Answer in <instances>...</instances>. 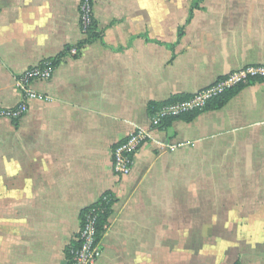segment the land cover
I'll return each instance as SVG.
<instances>
[{"label": "crops", "instance_id": "0c3cea01", "mask_svg": "<svg viewBox=\"0 0 264 264\" xmlns=\"http://www.w3.org/2000/svg\"><path fill=\"white\" fill-rule=\"evenodd\" d=\"M80 2L0 0V109L22 71L58 59L31 84L42 98L0 117V264H64L107 191L95 264H264V82L163 128L147 109L264 66V0H91L99 37L77 47ZM137 128L150 139L117 181L111 148Z\"/></svg>", "mask_w": 264, "mask_h": 264}, {"label": "built area", "instance_id": "2783aa9c", "mask_svg": "<svg viewBox=\"0 0 264 264\" xmlns=\"http://www.w3.org/2000/svg\"><path fill=\"white\" fill-rule=\"evenodd\" d=\"M92 21L93 11L90 0H81L79 4V26L84 37L87 35ZM77 52L76 46L71 47L68 51L71 56L77 55ZM54 69L55 66L52 62L45 60L29 66L22 71L16 77V84L21 92V100L15 107L0 109V117H7L15 121L23 116L28 111L29 100L42 98V95L32 90L31 84L37 80L50 79ZM259 78H264L263 65H249L232 71L199 91L187 95L184 99L163 104L152 114H149L150 128L158 129L161 128L165 120L180 118L194 112H201L213 98L238 85H247L251 83V80L256 79L257 81ZM149 139L150 136L147 130L137 128L112 146V170L117 181L126 177L131 172L134 156ZM101 199L107 200L108 196L102 195ZM96 218L95 211L91 210L84 215L83 219L79 220V228L68 243L70 246L72 241H80L77 248L71 249V264H95L100 258L102 237L101 239L97 238ZM106 228L107 226L105 227V231Z\"/></svg>", "mask_w": 264, "mask_h": 264}, {"label": "trees", "instance_id": "16d2710c", "mask_svg": "<svg viewBox=\"0 0 264 264\" xmlns=\"http://www.w3.org/2000/svg\"><path fill=\"white\" fill-rule=\"evenodd\" d=\"M91 2V0H90ZM92 4V2H91ZM197 4V3H195ZM97 37H99V33L96 31V24H95V20L93 18V21L91 23V26L89 27L88 33L85 36V39L81 42V44L79 43V45H77V47H79L82 44L85 43H89L91 41H93L94 39H96ZM67 52V51H65ZM58 59L56 58L55 60H51L52 64L55 66L57 64ZM256 79L251 80V83L255 82ZM257 81L260 82H264V78H259L257 79ZM244 85H238L230 90H227L226 92H224L223 94L213 98L207 105V107L204 109H218L220 107H222L235 93H237ZM187 95L184 94H176V95H172L169 99H167L164 102H154L151 101L148 103L147 105V109H148V114H152L156 109L160 108L161 106H163V104L167 103V102H173L176 100H180V99H184L186 98ZM199 112H194V113H190L187 115L182 116L181 118L185 119V120H191L192 118H194ZM173 119H169V120H165V122H163L161 128H163L164 126H167ZM16 121V120H15ZM102 195H106L108 196L107 200H102L101 196ZM94 203L90 204L87 207H84L83 209H81L80 213H79V220L83 219L84 215L91 210H94L96 213V234H97V238L101 239V237H103V234L105 232V227L108 226L109 224V217L111 215L112 212V205L113 203L116 201L115 196L112 194V192L107 191L105 193H103ZM80 241H72L70 243V246L67 245V247L65 248V255H66V262L64 264H71V259H72V254H71V249H75L79 246Z\"/></svg>", "mask_w": 264, "mask_h": 264}]
</instances>
